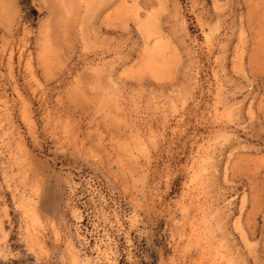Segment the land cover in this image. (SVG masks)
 Here are the masks:
<instances>
[{
    "label": "rangeland",
    "instance_id": "rangeland-1",
    "mask_svg": "<svg viewBox=\"0 0 264 264\" xmlns=\"http://www.w3.org/2000/svg\"><path fill=\"white\" fill-rule=\"evenodd\" d=\"M0 264H264V0H0Z\"/></svg>",
    "mask_w": 264,
    "mask_h": 264
},
{
    "label": "bare ground",
    "instance_id": "bare-ground-1",
    "mask_svg": "<svg viewBox=\"0 0 264 264\" xmlns=\"http://www.w3.org/2000/svg\"><path fill=\"white\" fill-rule=\"evenodd\" d=\"M30 206V205H29ZM29 206H27V207H29ZM32 211V209H29V212H31ZM34 215H35V217L36 218H38L39 216H38V214L36 213V211L34 212ZM39 219V218H38Z\"/></svg>",
    "mask_w": 264,
    "mask_h": 264
}]
</instances>
